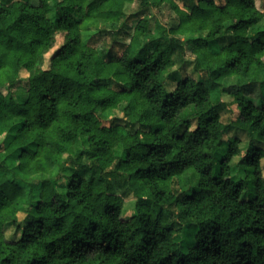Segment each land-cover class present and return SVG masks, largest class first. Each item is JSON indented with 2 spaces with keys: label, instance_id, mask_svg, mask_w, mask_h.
I'll return each mask as SVG.
<instances>
[{
  "label": "clouds",
  "instance_id": "1",
  "mask_svg": "<svg viewBox=\"0 0 264 264\" xmlns=\"http://www.w3.org/2000/svg\"><path fill=\"white\" fill-rule=\"evenodd\" d=\"M0 264H264V0H0Z\"/></svg>",
  "mask_w": 264,
  "mask_h": 264
}]
</instances>
